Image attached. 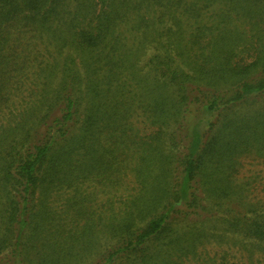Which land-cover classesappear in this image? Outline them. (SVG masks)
Segmentation results:
<instances>
[{"label": "trees", "instance_id": "16d2710c", "mask_svg": "<svg viewBox=\"0 0 264 264\" xmlns=\"http://www.w3.org/2000/svg\"><path fill=\"white\" fill-rule=\"evenodd\" d=\"M216 2L218 33L191 56L180 22ZM162 34L174 55L143 72ZM237 44L250 45L249 63L235 61ZM20 89L28 95L0 127V264H69L75 242L100 226L115 242L95 264H182L216 235L264 255V214L241 204L232 177L244 154L264 164V0H0V113L14 112ZM138 111L150 133L135 129ZM127 166L137 193L104 223L84 208L82 185ZM57 190L72 192L80 228L48 208Z\"/></svg>", "mask_w": 264, "mask_h": 264}, {"label": "rangeland", "instance_id": "374dc122", "mask_svg": "<svg viewBox=\"0 0 264 264\" xmlns=\"http://www.w3.org/2000/svg\"><path fill=\"white\" fill-rule=\"evenodd\" d=\"M219 9H222V7L219 2H216L206 7H202L199 16L192 18L187 17L181 20L179 26V29L181 30L179 43L191 56L193 54L198 57L202 50L208 52L209 48L205 47L206 43L218 33L216 27L218 26L219 19H216V16L219 14ZM155 12L159 11L156 10ZM147 16L152 18L153 13L149 11ZM155 16H157V13ZM169 24L170 21L167 25ZM231 26H236L242 31L244 30L245 38L251 36L249 26L246 23L237 20L232 22ZM177 28L178 27H175L173 30ZM127 29V27L123 28V30ZM139 39L140 36L137 34L134 41L136 42ZM174 40V38L166 34H162L158 39L155 38L152 40L139 61V67L142 68L143 72H146L148 62L152 57L158 55H174V51L176 50L175 47L177 45V42ZM192 40L195 41V45H192ZM254 47L257 48L256 45H254ZM235 48H237L235 49L237 52L235 61L238 60L240 63H242V61H244V63H249L253 59L254 52L250 48V45L237 44ZM39 53L44 55V51L41 47H39ZM41 54H39V56H42ZM63 56H65V54ZM32 67L35 68V65H32ZM32 71L33 70L30 69L28 76L29 81L27 82L26 87L35 90L37 85H39L40 80L38 79L37 74L34 73L37 72V70H34V72ZM27 95V91L23 89H20L19 92L15 93L12 97V100L16 102L12 106L14 107V112H12L11 107L2 110L0 113V127L9 124L11 116L15 115L17 110L20 109V106L17 108H15V106H17V104ZM138 114H140L139 111L136 113L135 117L131 119L135 129L141 134L150 133L153 129H145V127L147 128V125H145L146 123ZM129 167L130 166H127L125 173L122 172L121 174H115L114 178L110 177L105 183H97V180H92L82 185L81 189L85 196L83 204L85 205L84 208L88 209L87 212L90 210L94 211L95 216H101L103 221L112 215L117 217L116 219H120L119 217H121L125 211L126 201L133 194L135 195L137 193V188L133 181V175L128 172ZM232 168L235 170L232 175L234 183L244 191L243 196H241V204H244L246 207L252 206L256 211L264 214L263 159L259 155L257 156L253 153L244 154L239 158L238 166L233 165ZM71 193L70 190H57L56 192L51 193L47 199L48 208L59 216L68 212L67 216L70 221L71 218H76L74 212L67 208L71 202ZM231 208L234 211L238 210V207L235 205H231ZM96 217L94 218L96 219ZM84 218H88L87 213L84 215ZM84 223V219L79 220L78 222H66L64 228L66 230L77 229ZM109 230L110 229L105 226H100L95 229L94 240L92 242L89 238L90 235L87 238L75 242V245L72 248V258H66L65 260L67 261V259H69V264H95L99 255L109 249L115 242V240L111 238ZM216 237V242L212 241L205 247L200 248L203 250L201 251L199 258L186 259L182 264H219L221 258H224L223 263L225 264H264V255L258 252V250L255 256H250V254L244 250L239 243L232 240H222L223 242L220 243ZM249 257H252L251 260H249ZM63 262L65 263L64 260ZM126 263L127 261L123 262V264Z\"/></svg>", "mask_w": 264, "mask_h": 264}]
</instances>
